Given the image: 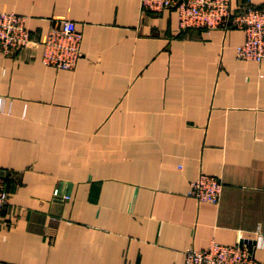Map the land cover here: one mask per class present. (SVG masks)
<instances>
[{
  "label": "crops",
  "instance_id": "1",
  "mask_svg": "<svg viewBox=\"0 0 264 264\" xmlns=\"http://www.w3.org/2000/svg\"><path fill=\"white\" fill-rule=\"evenodd\" d=\"M0 10L35 40L60 18L82 33L71 70L40 44L0 55V264H183L188 246L257 229L264 263V59L236 58L241 30L182 32L140 0ZM200 173L222 181L217 203L186 194Z\"/></svg>",
  "mask_w": 264,
  "mask_h": 264
},
{
  "label": "built area",
  "instance_id": "2",
  "mask_svg": "<svg viewBox=\"0 0 264 264\" xmlns=\"http://www.w3.org/2000/svg\"><path fill=\"white\" fill-rule=\"evenodd\" d=\"M140 7L149 12L174 10L182 32L241 30L243 40L236 45V58L264 59V3L254 0H140ZM81 40L82 33L74 21L63 18L57 19L40 40H35L26 26L25 16L0 10V55L16 56L22 49L40 44L44 64L71 70L80 57ZM3 108L4 98L0 96V112ZM222 188L223 183L217 176L200 173L190 182L186 194L199 202L217 203ZM7 201V175L0 174V214ZM261 243L262 234L257 229L252 242L223 244L212 240L202 249L188 246L183 252V264H264L254 257V250Z\"/></svg>",
  "mask_w": 264,
  "mask_h": 264
}]
</instances>
